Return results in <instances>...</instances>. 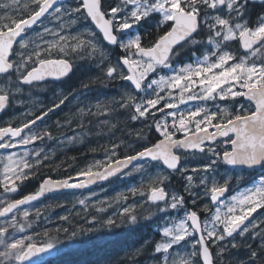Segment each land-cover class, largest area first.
Masks as SVG:
<instances>
[{
  "label": "snow or ice",
  "instance_id": "snow-or-ice-1",
  "mask_svg": "<svg viewBox=\"0 0 264 264\" xmlns=\"http://www.w3.org/2000/svg\"><path fill=\"white\" fill-rule=\"evenodd\" d=\"M256 3L264 5V0H119L114 6L109 4L107 7L102 0H78V6L75 8L65 7L60 0H31V9H28L27 4L23 5L26 15L10 14V10L13 13L20 10V0L0 3V10L3 11V15L0 16V74L5 76L6 83L14 73H19L17 79L26 85L44 81L47 77L60 79L68 76L73 71L72 63L64 58H48L53 49L59 52H64L66 48H70L73 52L90 50L91 54H98L103 63L106 59L105 52L96 43V33L91 30L79 32L72 37L60 35L58 32L52 33L58 36V39L44 41L47 47L40 48L36 45L30 52L17 51L15 55L18 59L11 58L14 54V45L18 44L20 49H28L32 38L27 33L38 22L42 23V18L53 16L59 20L62 16L72 17L75 14L76 19L70 21L72 24H75L77 20L90 18L102 32L104 40L117 45L126 53L120 58L122 63L118 61L116 64L107 65L105 76L111 79L127 80L131 82L134 89L143 90L151 97L142 99L140 102H137L136 96L131 93L121 97L123 102L119 106L133 108L135 115L131 118L134 120L154 115V112H150L151 109L163 112L164 108L178 107L175 103L165 102L162 108L157 109L156 106L164 100V97L157 92V88L161 91L168 89L170 97L172 89H179L181 103L185 101V93H192L193 87L197 85L201 88V92L189 94L188 100H214L219 95L221 99L247 97L254 102V105L248 109L242 104L239 105V109L231 114L225 109L224 115L219 119L218 112L209 111L204 107L189 110L186 114L172 111L169 113L173 117L170 125L166 119L163 123L155 122V128L162 136V139L156 143L143 147L135 155L116 160L115 167L112 163L98 161L96 165L89 166L77 174L87 178L86 181L80 183H70L72 177L57 181L51 178L45 179L35 193L24 195L21 199L11 200L5 207H0V216L7 215L20 205L37 200L46 192L60 188H82L96 180H107L132 164L133 161H159L173 172L183 174L187 168L180 167L181 157L174 149L183 148L204 152V141H213L219 135L227 138L225 143L230 144L231 149L221 153L209 148L208 151L212 152L217 159L202 164L192 171L205 174L200 177V183L205 185L206 194L210 195L211 201L219 202L222 207L217 206L213 211L206 205L203 211L211 215L204 221H201L198 211L185 210L183 218L162 228L165 239L155 243L154 251L165 254L162 264H198L197 257L202 258L203 264H220L219 261L214 262L211 246L215 245L218 249L217 256H222L228 246L220 242L233 238L229 239V244L232 248H237L239 245L233 242L234 234L243 236L249 233L250 229L245 225V221L258 208L264 207V175L260 176L252 187L232 196L230 202L220 198L228 191L231 177H222V183L215 178V168L221 161L233 167L255 168L259 166L264 168V60L257 63L252 59L258 54H264V10L259 13L253 12L249 6ZM157 16L159 19H155L154 24L157 31L164 24H168V28L148 46H145L142 44L143 38L139 32L133 33L131 30L134 27L138 28L142 22H148ZM205 30L208 33L206 43L212 45L213 49L204 56L203 60H197L195 65L186 64L173 75L160 76L159 79H152L145 83L149 73L156 72L157 68H171L172 58L180 56L186 46L204 44L205 41L198 37ZM43 31L44 33L52 32L47 27ZM36 36L43 39L41 33H37ZM86 36L89 38H85ZM70 39L75 42L69 43ZM231 42H238L236 50H228ZM239 49L244 51L238 56ZM22 68L27 71L21 72ZM223 85H228L227 89L222 87ZM236 85H239L240 90H233ZM15 91L20 92L22 89L17 86ZM67 99L68 96H62L59 102H54L53 106L48 108L43 115L46 116L48 112H51L53 108H58ZM10 103L8 87H0V111L5 110ZM97 107L98 110L100 108H104L105 111L109 110L104 105ZM197 117L200 119H196ZM42 118V116H36L35 119L27 120L17 127L11 124L0 127V149L14 148L17 144L27 145L43 139V136H51L49 132L41 135L31 131L30 126L35 125L36 121ZM213 121L217 122L213 124ZM190 124L195 128L191 138L186 135L183 140L174 139L177 132L189 133ZM209 127L215 128L216 131L209 132ZM170 128L172 130H169ZM25 129H29L28 135H22ZM199 133H204V135L201 136ZM230 133H234L235 138H232ZM6 137L9 138L7 142H5ZM112 147L115 149L119 145L114 144ZM35 155L39 157L40 152H36ZM14 156V153L10 154L6 160L0 161L3 163V179L0 183L5 193L17 192L19 187L17 182L22 184L30 175L34 176L36 166L42 164L39 159L35 164L30 163L25 159L28 156L27 152L18 159H14ZM94 167L97 169L102 167L104 171H93ZM139 167L142 168L143 165ZM165 179L167 177L157 176L150 180L148 200L155 204L161 212H166L168 209H185L184 196L166 191L163 186ZM186 179L191 182L193 177L189 175ZM141 190L134 188L131 192L136 193ZM185 191L188 189L186 188ZM79 203L84 204L85 201L81 200ZM192 203H196L195 199ZM237 210H239L238 214ZM123 211L128 214V221L135 224L137 216L133 214V210L125 208ZM23 215L28 217L29 212L25 210ZM63 219L67 220L68 217L65 216ZM113 223L111 219L108 220L109 225ZM9 227L24 230L23 224L17 225L15 217L7 226L0 227V248H2L0 264H24L36 253L45 252L53 247L49 243L38 248L30 236H9ZM251 227L254 230L257 225L253 223ZM194 234H198V239L188 245L192 250L186 255H181L179 252L173 255L175 249L188 244V238ZM255 235L262 240L259 261L260 264H264V228H261V231ZM247 247L249 248V259L255 264L254 258L258 257V253L252 250L251 245ZM239 264H244V262H239Z\"/></svg>",
  "mask_w": 264,
  "mask_h": 264
},
{
  "label": "rangeland",
  "instance_id": "rangeland-1",
  "mask_svg": "<svg viewBox=\"0 0 264 264\" xmlns=\"http://www.w3.org/2000/svg\"><path fill=\"white\" fill-rule=\"evenodd\" d=\"M10 2L11 0H0V3ZM104 2L107 7L109 4L114 6L119 2V0H104ZM25 4L28 5V9H31V0H20V10L15 13L10 10V14L25 15L26 10L23 8V5ZM64 6L68 8H75L78 6V0H71L65 3ZM2 15L3 11L0 10V16ZM73 19H76L75 14L72 17L62 16L59 20L50 16L49 19L37 30L28 35L32 38L29 42L28 49L24 50L18 47L17 50L30 52L36 47V45H39L40 48H45L47 45L44 41H55L58 39V36L52 34L55 32H58L60 35L72 37L77 35L79 32L91 30L96 33L95 41L104 50L106 56L103 63H101L98 54H91L90 50H85L86 54H82L80 57L84 58L82 61L87 62L86 60H88L89 67L94 69L90 74H87V79L91 80L97 77L98 79L96 80H99V82L96 84H98L99 87L90 85L88 86L86 93L84 92L86 95L84 98L88 100L85 110L83 105L81 106L83 111L81 108H77L80 103L79 101L75 102L76 108L73 107L71 109L70 113L72 116H68L67 120V122H69V127L71 126L69 137L63 139L61 137L57 140L58 142H55L53 140L54 137L43 136V139H38L27 145L17 144L14 148H7L6 151L0 152V161L6 160V157L13 153L15 154L14 159H18L23 156L25 152L28 153V156L25 157V159H27L30 163L35 164L37 159L41 160L42 164L36 166L35 175H30L28 179L33 177L39 178V183H41L44 178L53 177V172H57L58 168H62V170L58 171L60 172V175L57 178L76 176L81 170L89 166L96 165L98 161L110 163L116 159L140 151L143 147L154 144L152 142H146L149 135H153L157 138L156 141L162 138L161 133L155 128V122L159 121L163 123L166 119L170 125L173 117L169 115V113L172 111H176L178 114H186L189 110L204 107L209 111L218 112L219 119L220 116L224 115L225 109H227V112L230 114L231 111H237L239 109V105H244L241 102V98L243 97H236L234 99L228 97L227 99H221L220 96L217 95L214 100H188L187 96L189 94H198L201 92V88L198 85L193 87L192 93H185V101L183 103L180 102L179 89H172L170 97L168 89L161 91L157 88L159 95L164 97V100H161V103L156 106L157 109L162 108L165 102L175 103L178 107L173 109L164 108L163 112L151 109L150 112H154V115L135 120L132 119L131 117L135 115V111L131 107L121 108L119 106L123 102L121 97L131 93L136 96L137 102L151 97L143 90L141 92H137L127 80L111 79L105 76V69L107 65L109 63L116 64L126 53L117 45H108L103 40L102 36L98 34V31L91 25H80L81 20H77L75 24H72L70 21ZM155 19H159V16L154 19H150L148 22H142L138 28L134 27L131 32L136 33L138 31L142 36L140 27L142 26L147 28L148 26H154ZM45 27L51 29L52 32L44 33L43 30ZM37 33H41L43 35V39L38 38L36 36ZM85 38L89 37L86 36ZM203 40L205 43L199 44V51L195 52L194 59L188 58L183 61L174 60L171 68H157L156 72L149 73L148 79L145 83L150 82L152 79H159L160 76L173 75L174 72L179 71V69L186 64L195 65L197 60H203L204 56L213 49L212 45H208L206 43L207 36ZM74 42L75 41H72L71 39L69 40V43ZM237 48L238 42H231L228 50H236ZM68 49L71 50L70 48ZM53 51L54 49L52 52ZM242 54L243 52L239 49V51H237V55L239 56ZM72 56L76 64L79 66L83 65L79 58H77L76 52ZM15 59H18L16 55ZM252 59L259 63L261 60H264V54H258L256 57H252ZM120 62L122 63V61ZM17 74L19 73H15L14 75L12 74L13 76L11 77V81H14ZM96 80L91 81L95 83ZM5 86L8 87L10 93H13L14 108L13 113L9 114L3 122L19 120L21 115L15 114V104L17 103V98L15 97L16 87L12 85L10 80H8L7 83L6 81L0 80V87ZM153 87H155V85ZM222 87L227 89L228 85H223ZM233 90H240L239 85H236ZM150 91L151 90H149V92ZM98 105H104L109 110L105 111L104 108H100L98 110ZM79 113L81 115H79ZM202 115L203 113L201 116ZM196 119H200V117H197ZM216 122L217 121H213V124ZM189 127L191 131L195 130L194 125L190 124ZM201 127H204V125H201ZM169 130L172 129L170 128ZM32 132H38L41 135L43 134L40 130H33ZM180 133L186 134L184 132ZM88 142L95 144L94 147L97 152L92 155L87 154L81 158H72L70 152L75 149L77 145L82 143L87 144ZM59 143L64 145L66 144L68 146L64 147V145ZM114 144L119 145V147L113 149L112 146ZM225 147L224 143H222L220 146L214 147L213 149L222 153L224 150H227ZM36 152H40L39 157L35 155ZM113 152H115V155H113ZM180 156L183 159V163L180 167L187 168V171L183 172V174L168 170L160 162L146 161L135 165L127 173L120 176L113 182L99 185L88 191L54 195L41 202L26 205L8 217H0V227L7 226V224L12 222L13 217H15L17 225L23 224L24 230L20 231L18 227H9L8 235L30 236L32 237V242L34 244L37 243L43 247L51 243L53 247L46 251L47 256H50L58 249L59 244L64 240V236L68 235L66 238L71 239L78 236L82 232L92 233L103 227L108 230H114L130 226L132 223L128 221V214H125L123 211L125 208H130L133 210V214L137 217L151 220L150 224L152 229L150 240H154L155 246V243L165 239L163 237L162 228L164 226H169L173 221H178L180 218H183L185 210H192L195 206V210L200 214L201 221H204L205 219H209L211 215V213L203 211L206 205L213 209V211L215 207L221 206L219 202L214 203L211 201L210 195L206 194L205 185L200 183V177L205 174L202 172L194 173L192 171V169L199 168L202 164H206L211 162V160L217 159L213 153L207 149L203 153H183ZM139 165H143V167L140 168ZM93 170H97V168L94 167ZM25 171L27 172L28 170L26 169ZM215 174L216 180L221 183L223 182L222 177H231L228 186V188L231 189V192H229V194L227 192L226 196L222 199L223 201L230 202L232 196H236L243 192L244 189L252 187V185L259 180L260 176L264 175V172H262L259 176H252L253 179L247 180L245 174L228 169L221 161L218 162L217 167L215 168ZM189 175L193 177L191 182L186 179ZM157 176L167 177V179L164 180L163 185L166 191L175 192L184 196L185 209H168L166 212H161L155 204L148 200L149 182ZM2 179L3 163H0V182H2ZM27 180H25L22 184L19 181L17 182L19 187L15 193H5L2 183H0V207H5L11 200L18 199L25 194L32 192H22L21 190L22 186L27 183ZM134 188L142 190L132 193L131 189ZM186 188L188 191H185ZM193 199L196 201L195 204L192 203ZM81 200H84L85 203H79ZM162 206L163 205H161V207ZM25 210L29 212L28 217L23 215ZM257 210L252 213L253 217L245 224L249 226V233H245L243 236L234 234L233 242L239 245L237 248H232L229 244V239L233 238H228L225 241L220 242L222 245L228 246L227 251L222 256H217L218 249L215 245L211 246V250L214 255V262L219 261L220 264H239V262H244V264H253V261L249 259V248L247 247V245H251L252 250L257 251L258 253V257L254 258L255 264H260L259 254L262 247V240L259 236L255 235V233L260 232L261 228H264V207L258 208ZM238 213L239 210H237V214ZM65 216L68 217L67 220L63 219ZM155 218H159L158 221L155 220ZM109 219L114 221V223L109 225ZM153 221L154 223H152ZM253 223L257 225L254 230L251 227ZM195 239H198V234H194L192 237H189L188 244H184L181 248H176L173 255H175L176 252H179L181 255H186L192 250L188 245L194 243ZM0 250H2V248H0ZM164 255V253H155L154 251L153 257L144 259L143 262L135 264H162ZM196 259L198 264H203L201 257H197ZM30 263L34 262H24V264Z\"/></svg>",
  "mask_w": 264,
  "mask_h": 264
},
{
  "label": "flooded vegetation",
  "instance_id": "flooded-vegetation-1",
  "mask_svg": "<svg viewBox=\"0 0 264 264\" xmlns=\"http://www.w3.org/2000/svg\"><path fill=\"white\" fill-rule=\"evenodd\" d=\"M256 4H260V3H256ZM49 17L50 16H47L42 21V23L37 24L33 30L27 33V35L37 30L43 23H45L49 19ZM86 24H89L92 27H94L90 19L81 20L80 25L86 26ZM167 28H168V24H165L164 26H162L159 29L160 31H163L160 35H162L164 31L167 30ZM147 30L148 32H152V31L157 32V29L154 26H148ZM148 45H145V46H148ZM18 47L19 45L17 44L16 49L14 51V56H13L14 60H15V53L18 50ZM241 51L243 52L242 49ZM70 52L71 50H69L68 48L65 50V52H59L58 50H56L55 55L48 57V58L68 59L73 64L72 73L60 80L47 79L42 82H34L32 85H26V84L21 83L17 79L19 74L16 75L14 81H11V79H9L12 85H14L15 87L18 86L22 89V91L16 92L15 94V97L17 98V103L15 104V114L21 115V117L19 120H13V121L11 120L7 122H3V120L7 116H9V114L13 113V108H14L13 107L14 106L13 105V93H10L11 103L9 105V108L0 117V127H5L9 124H11V126L13 127H17V126H20L22 123L26 122L27 120L35 119L36 116H44L43 114L47 112L48 108L53 106L54 102L58 103L59 99L62 96H68V99L65 100V102L62 105H60L58 108H53V110L51 112H48V114L42 120H40L33 127H31V131L40 130V132L44 133L48 130L47 132L51 133V137H54L53 140L55 142H58L57 140L61 137L62 139L69 137L71 126L69 127V122H67V120H68V116L70 117L72 116L70 113L71 109L73 107L76 108L75 102L79 101L80 103V105L77 106V108H81V106L83 105L84 110H85L88 100L85 99L84 97H86L85 93L88 89V86L93 85L94 87H99V85L96 84L99 82V80H96L98 79L97 77L91 79V80H96L95 83L91 81L90 79H87V72L85 71L86 67L84 66V63H83L84 61H81L83 65L79 66L78 64L75 63L74 60L70 59V56H71ZM188 58H193V59L195 58V46H186L185 49L181 52L180 56L172 58V63H174V60L183 61ZM26 71L27 69H24V68L21 69V72H26ZM0 80L6 81L5 76H0ZM83 85H87V86L84 87ZM69 93L71 94L69 95ZM241 102L244 104V107L246 109L251 108L254 105L252 102L246 100L244 97L241 98ZM81 110L83 111L82 108ZM231 113L233 112L231 111L230 114ZM79 115L81 114L79 113ZM209 129L211 130V132L214 131L213 127H209ZM194 131L195 130L189 132V134ZM28 133H29V129L24 133V135H27ZM185 135H188V134H182L180 132H177L175 134L174 139H180L184 137ZM229 135L232 138H235V135L233 134H229ZM8 139L9 138H6L5 142H7ZM226 139L227 138L224 137L223 139H219L216 143L212 145H207L205 151L209 148L220 146L222 143H224V145L226 146L225 149L230 150L231 145L225 143ZM59 144H62V143H59ZM65 146L67 147L68 145L65 144L64 147ZM6 150L7 148L4 149V151ZM176 152L179 153L180 155H182L183 153H190V154L195 153V152H187L183 150L182 148L176 149ZM182 163H183V159H182ZM228 169L245 174L247 180L253 179L252 176L254 177L259 176L262 174V172H264V168H261V167L256 168V169H233L229 167ZM230 190L231 189L228 188V194L229 192H231ZM192 210H195V206H194V209Z\"/></svg>",
  "mask_w": 264,
  "mask_h": 264
},
{
  "label": "trees",
  "instance_id": "trees-1",
  "mask_svg": "<svg viewBox=\"0 0 264 264\" xmlns=\"http://www.w3.org/2000/svg\"><path fill=\"white\" fill-rule=\"evenodd\" d=\"M249 7L255 13H259L264 10V5L260 4L250 5ZM140 30L143 36V45L150 44V42L154 41L158 35L163 32L160 30L157 32H148L147 28L142 26L140 27ZM207 34V30H205L202 35L198 37V39H204ZM198 51L199 45H196L195 52ZM55 53L56 49H54L51 56L55 55ZM70 53V59L74 60L72 55H74L75 52L71 50ZM82 54L85 55L86 52H76L77 58H79L80 61L84 60V58H80ZM86 61L87 62H83L86 67L85 71L87 74H90L94 69L90 68L88 60ZM156 139L157 138L153 135H149L146 142L153 143ZM94 145L95 144H91V142H88L87 144L82 143L77 145V147L73 149L70 154L72 158H81L87 154L92 155L97 152ZM59 170H62V168H58V171ZM58 171L53 172V177H59L60 172ZM39 182V178L33 177L28 179L27 183L22 186V192L36 190L40 184ZM158 219L159 218H155L157 221ZM150 222L151 220L137 217L136 223L131 224L126 228L108 230L103 227L92 233L82 232L78 236L71 239L66 238L68 235L64 236V240L61 241L58 249L53 254L48 256L45 260L30 264H135L143 262L144 259L151 258L154 255V240H150L152 229ZM152 223H154V221Z\"/></svg>",
  "mask_w": 264,
  "mask_h": 264
},
{
  "label": "water",
  "instance_id": "water-1",
  "mask_svg": "<svg viewBox=\"0 0 264 264\" xmlns=\"http://www.w3.org/2000/svg\"><path fill=\"white\" fill-rule=\"evenodd\" d=\"M67 1H69V0H60V2L61 3H65V2H67ZM102 3H103V1H102ZM45 18H42V21L44 20ZM38 23H40V22H38ZM37 23V24H38ZM92 23L94 24V22L92 21ZM36 24V25H37ZM36 25H34L33 26V28L32 29H34V27L36 26ZM95 25V24H94ZM95 27H96V25H95ZM97 28V30L102 34V32L100 31V29L98 28V27H96ZM31 29V30H32ZM102 37H103V34H102ZM104 39V38H103ZM108 45H111V46H115V45H112V44H110V43H108L106 40H104ZM16 48V45H14V49ZM14 49H13V51H14ZM243 50V49H242ZM244 51V50H243ZM13 57V56H12ZM11 57V58H12ZM51 59H60V58H51ZM72 72H70L69 74H71ZM68 74V75H69ZM0 75H3V74H0ZM64 78V77H63ZM47 79H54V80H60V79H62V78H60V79H57V78H55V77H47L45 80H47ZM44 80V81H45ZM40 82H42V81H40ZM129 82V81H128ZM130 84H131V82H129ZM132 85V84H131ZM133 86V85H132ZM134 87V86H133ZM136 90V89H135ZM137 92H141V90H136ZM246 100H248V101H250V102H252L253 104H254V102L253 101H251V100H249L247 97H244ZM9 107V105L6 107V109ZM5 109V110H6ZM5 110H3V111H0V117L4 114V112H5ZM43 118L45 117V116H42ZM42 118V119H43ZM42 119H40V120H42ZM40 120H37L36 121V123L37 122H39ZM34 126V125H33ZM33 126H30V127H33ZM28 129H25L24 130V132L22 133V135H24V133L27 131ZM208 131L209 132H211V130L208 128ZM216 130H215V128H214V131H212V132H215ZM230 134H233V135H235L234 133H230ZM199 135H201V136H203L204 135V133H199ZM186 136V135H185ZM185 136L184 137H182V138H180V139H177V140H183L184 138H185ZM189 138H191V136H192V133H190V134H188L187 135ZM7 138V137H6ZM5 138V139H6ZM224 137H222V136H219V135H217L216 136V139L215 140H213V141H208V140H205L204 141V145H203V147H204V149L206 148V146L207 145H212V144H214V143H216L219 139H223ZM15 139H18V138H15ZM160 139H162V138H160ZM156 143V142H155ZM183 149V148H182ZM2 150H4V149H0V151H2ZM142 150V149H141ZM183 150H185V151H187V152H200L199 150H193V149H183ZM174 151L176 152V149H174ZM205 151V150H204ZM136 153V152H135ZM135 153H132V154H130V155H135ZM202 153V152H201ZM176 154L177 155H179L177 152H176ZM128 156V155H127ZM180 156V155H179ZM124 159V157H121V158H119V160H123ZM116 160H118V159H116ZM116 160H114V161H112V162H110V163H112V166L113 167H115V161ZM143 162H145V161H143V160H138V161H133L132 162V164H130V165H128L126 168H123L122 170H121V172H118V173H116V175H114V176H110L107 180H96L94 183H91V184H86V186L85 187H70V188H60V189H55V190H53V191H51V192H46L43 196H41V197H39L37 200H34V201H31V202H29L28 204H24V205H20V206H18V208H16V209H13V211L12 212H10V213H8L7 215H5V216H0L1 218H5V217H8L9 215H11L12 213H14L15 211H17L18 209H20V208H22V207H24V206H26V205H29V204H33V203H38V202H41V201H43V200H45L46 198H48V197H50V196H53V195H56V194H61V193H75V192H83V191H88V190H91V189H93V188H95V187H97L98 185H101V184H106V183H108V182H110V181H112V180H114L115 178H118L119 176H121V175H123L124 173H126L127 171H129L132 167H134L135 165H137V164H139V163H143ZM180 165H181V161H180ZM166 168H167V166L166 165H164ZM228 167H230V168H234V169H256V168H259V166H257V167H255V168H246V167H233V166H231V165H227ZM168 169V168H167ZM97 170H99V171H104V168H100V169H97ZM97 170H93V171H97ZM168 170H170V169H168ZM172 171V170H171ZM68 177H72V179L69 181L70 183H73V184H76V183H80V182H83V181H86L87 180V178L86 177H83V176H78V175H76V176H68ZM68 177H65V178H54V177H46V178H44L42 181H41V183H40V185L43 183V181L45 180V179H48V178H51L53 181H57V180H64V179H67ZM40 185H39V187H40ZM39 187H38V189L36 190V191H38L39 190ZM36 191H32V192H30V193H35ZM30 193H27V194H30ZM27 194H25V195H27ZM225 195V194H224ZM23 197V196H22ZM22 197H20V198H18V199H21ZM223 197L224 196H222L220 199L222 200L223 199ZM253 217V214L249 217V219L247 220V221H245V224L251 219ZM35 245L39 248V247H43L42 245H40V244H37V243H35ZM46 257H47V254H46V251L45 252H40V253H36L34 256H32L31 258H30V260H28V261H32V262H38V261H42V260H44V259H46Z\"/></svg>",
  "mask_w": 264,
  "mask_h": 264
}]
</instances>
